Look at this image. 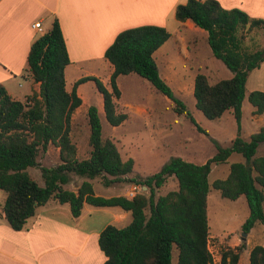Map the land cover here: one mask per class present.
Instances as JSON below:
<instances>
[{"label": "trees", "instance_id": "trees-1", "mask_svg": "<svg viewBox=\"0 0 264 264\" xmlns=\"http://www.w3.org/2000/svg\"><path fill=\"white\" fill-rule=\"evenodd\" d=\"M175 17L205 29L213 55L233 71V76L215 83L205 73H198L194 83L197 106L211 119L233 110L240 121L248 75L264 61V47L252 49L246 39L252 31L264 30V18L252 17L240 8H225L219 0H188L177 6ZM170 37L167 27L156 24L119 32L105 51L114 67L110 76L112 90L96 76H83L71 91L67 89L65 68L71 59L57 16L32 43L25 76L40 83V92L13 97L0 84V189L6 192L2 209L13 229H23L37 209L51 200L68 204L74 217L82 214L85 203L118 206L131 211L132 221L124 227L109 224L100 233L99 244L107 256L104 264H172L175 246L178 264H239L245 243L227 247L221 262H215L209 247L208 195L212 189L232 200L244 195L249 216L242 230L249 233L256 223L264 224V155H256L264 143V128L249 139L238 134L228 146L216 142L215 155L205 163L176 156L155 173L140 178L131 176L135 160L124 159L116 143L103 138L99 109L92 104L88 110L92 152L88 158L77 157V146L71 137L72 118L83 103L77 87L88 80H94L103 94L106 117L114 126L127 118L114 101L121 95L117 78L133 72L173 100L179 113L195 121L162 77L155 60V52ZM248 98L256 113L264 112V91L253 90ZM50 145L58 149L60 163L41 165L40 152L47 151ZM233 152L241 153L246 162L232 163L227 177L210 183L212 163L227 161ZM36 166H41L44 185L28 171ZM72 174L85 178L77 190L66 187ZM97 177L108 186L127 181L147 186L149 191L137 192L133 197L100 195L91 181ZM171 177L178 181V189L157 195V188ZM250 263L264 264V245L251 249Z\"/></svg>", "mask_w": 264, "mask_h": 264}, {"label": "rangeland", "instance_id": "rangeland-1", "mask_svg": "<svg viewBox=\"0 0 264 264\" xmlns=\"http://www.w3.org/2000/svg\"><path fill=\"white\" fill-rule=\"evenodd\" d=\"M51 22L49 20L43 26L45 31L51 27ZM175 22L170 24L169 31L172 35L156 54L155 60L161 75L171 86L175 96L186 104L195 121L188 118L186 114L179 113L175 109L176 104L173 100L159 92L147 79L133 72L121 74L117 78L121 95L115 96L114 101L119 112L127 113V118L120 125L114 126L106 117L103 94L94 80H88L81 84L80 91L84 102L72 118L71 137L77 146L78 158H88L92 152L88 116V110L92 104L97 105L99 109L103 138L114 141L124 159L132 157L136 161L131 176L140 178L155 173L164 163L176 156L194 163H205L215 155L216 142L228 146L238 134L247 139L251 131L259 129L258 123L251 117V111L246 107L253 106L247 93L245 110L240 121L237 120L233 110H228L220 118L211 119L197 106L194 83L198 73H205L209 81L215 83L220 79L233 76V71L221 59L213 55L208 42V32L205 29L201 28L193 32L191 36H188L187 41H183L184 35L180 32L179 23ZM41 33L39 31L38 36ZM249 35L253 39L250 36L247 37L249 47L252 49L257 46L264 47V30L256 29ZM86 70L96 72L99 79L112 90L110 77L107 75L108 68L100 61L94 66L71 65L66 74L68 87H73L75 77H83ZM23 77L20 74L8 84L15 95L21 98L25 93L24 88L19 86V83L24 81ZM256 155H264V144ZM238 158H241V161ZM38 161L45 166L60 163L56 146L50 145L47 151H41ZM235 162H246V159L241 153L233 152L227 161L220 164L212 163L209 172L210 182L227 177L231 164ZM40 167H30L28 171L33 178L44 185ZM84 179L72 174L71 181L66 184V187L75 190ZM91 181L95 192L100 195H115L123 191L128 195L131 192V188L125 190L131 185L127 181L109 186L103 184L98 177ZM177 189L178 181L171 177L161 188H157L156 194H167ZM136 190L141 192L144 189L138 184ZM145 191L148 192V188H145ZM4 197L6 192L0 189V205H3ZM207 214L210 233L227 243L221 244L216 238L210 239L209 243L216 259L227 247H232L227 245H233L238 238L244 237L242 225L249 216V206L244 195L232 200L213 189L208 195ZM178 254V248L175 246L172 252V264H178ZM241 264H251L249 253L242 255Z\"/></svg>", "mask_w": 264, "mask_h": 264}, {"label": "crops", "instance_id": "crops-1", "mask_svg": "<svg viewBox=\"0 0 264 264\" xmlns=\"http://www.w3.org/2000/svg\"><path fill=\"white\" fill-rule=\"evenodd\" d=\"M187 1L0 0V84L14 97L16 95L8 84L22 74L24 81L20 82L19 86L24 88V96L40 92V83L25 76L31 45L39 37V31L33 24L39 20L44 26L49 20L53 22V17L59 18L71 59V63L65 68V77L71 65L94 66L98 61L106 64L107 75L110 77L114 67L106 59L105 51L122 30L144 24L162 25L169 30L170 24L178 21L180 32L184 35L183 41H187L193 32L199 31L201 28L191 20L180 21L175 17L177 6ZM219 2L225 8H240L252 17L264 18V0ZM164 45L165 43L155 52V57ZM84 76L98 77L96 72L91 70H86ZM80 78L75 77V82ZM66 87L69 91L72 90V87L67 85V79ZM80 87L81 84L78 85L77 91L83 99ZM106 87L108 88L107 85ZM253 90L264 91V61L248 75V96ZM246 107L251 111L253 121L259 126V129L249 133L251 137L253 133L264 128V112L256 113L254 105ZM78 109L80 110L77 108L76 111ZM244 110L245 99L242 104V116ZM238 159L241 161V158ZM134 186L135 184L131 183L125 190L131 188L132 191ZM143 189L145 190L144 187ZM121 194L130 197L125 191L115 195ZM2 207L3 205H0V264H104L107 256L99 244L100 233L109 224L124 227L132 221L131 211L118 206L95 207L85 203L82 214L74 217L68 204L51 200L37 209L23 229L15 230L6 220ZM211 238L218 239L221 244H227L210 233L209 242ZM243 242L246 247L240 256L239 264L242 263L244 253L247 252L250 256L255 245H264V224L256 223L247 233L245 241L238 238L233 245L227 246L234 247ZM209 247L212 251L210 243ZM221 260L219 255L215 262L220 263Z\"/></svg>", "mask_w": 264, "mask_h": 264}, {"label": "built area", "instance_id": "built-area-1", "mask_svg": "<svg viewBox=\"0 0 264 264\" xmlns=\"http://www.w3.org/2000/svg\"><path fill=\"white\" fill-rule=\"evenodd\" d=\"M33 27H34L35 29H37L38 31L42 32V33L45 31L44 28H43V22H42L41 20L35 22V23L33 24ZM136 189H137V185L135 184L133 190H132V191L130 192V194H128V195H130V197L135 196V195L137 194V190H136Z\"/></svg>", "mask_w": 264, "mask_h": 264}, {"label": "water", "instance_id": "water-1", "mask_svg": "<svg viewBox=\"0 0 264 264\" xmlns=\"http://www.w3.org/2000/svg\"><path fill=\"white\" fill-rule=\"evenodd\" d=\"M143 187H144V188H147V186H143ZM246 234H247V233L244 232V234H243V235H244L243 239H245Z\"/></svg>", "mask_w": 264, "mask_h": 264}]
</instances>
